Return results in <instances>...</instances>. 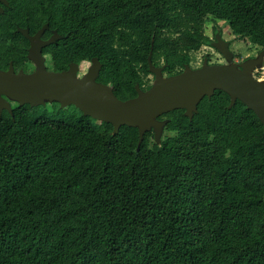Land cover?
I'll return each mask as SVG.
<instances>
[{
  "label": "trees",
  "instance_id": "16d2710c",
  "mask_svg": "<svg viewBox=\"0 0 264 264\" xmlns=\"http://www.w3.org/2000/svg\"><path fill=\"white\" fill-rule=\"evenodd\" d=\"M0 68L12 28L68 35L76 61L98 58V81L120 100L190 66L223 22L264 49V0H6ZM153 41V48L152 46ZM62 52H65L62 49ZM210 56H207L209 61ZM217 90L161 144L138 128L11 102L0 116V264H264V126ZM59 104V103H58Z\"/></svg>",
  "mask_w": 264,
  "mask_h": 264
},
{
  "label": "water",
  "instance_id": "95a60500",
  "mask_svg": "<svg viewBox=\"0 0 264 264\" xmlns=\"http://www.w3.org/2000/svg\"><path fill=\"white\" fill-rule=\"evenodd\" d=\"M0 2L9 5L6 0ZM1 14H4L2 7ZM48 27L46 24L34 37L29 36L28 29L23 30L31 40L29 58L36 65L34 72L28 73L23 69L15 71L12 63L7 70L0 69V116L4 110L12 115L11 102L32 108L51 102H59L62 108L75 105L83 115L112 124L113 134L118 133L119 127L124 125L138 128L140 151L148 132L154 131L155 141L161 144L169 122L160 120L163 115L185 110V116L192 120L201 101L221 90L232 98L231 109L242 101L264 126V78H257L255 74L264 67V50L257 56L236 62L229 42L217 32L212 46L224 55L225 63H209L205 57L199 67L191 68L185 64L181 72L166 76L165 65L156 66L153 63L151 49L148 61L149 69L155 75L152 86L143 91L137 85V96L123 101L114 95L109 85L96 80L101 68L96 57L82 76L79 75L77 63L65 72H49L42 58V48L51 45L54 38L44 43L40 39ZM153 44L152 41L151 48Z\"/></svg>",
  "mask_w": 264,
  "mask_h": 264
},
{
  "label": "flooded vegetation",
  "instance_id": "af4514ba",
  "mask_svg": "<svg viewBox=\"0 0 264 264\" xmlns=\"http://www.w3.org/2000/svg\"><path fill=\"white\" fill-rule=\"evenodd\" d=\"M3 6H6V5H4L3 3L0 2V7L3 8ZM4 12H5V10H4ZM45 25H43L42 27L38 28L35 31H32L29 26L22 27V26L18 25V26H16V28H12L14 30H12V35H11V39H10L9 55L11 57H15L17 59V63L19 65L26 66V68L25 67H19L18 70H16V68L14 66L15 71H19L20 69H23L25 72H28V73L31 72L32 73L36 70L35 63L32 60H30V58H29V52H30V48H31L30 37L36 36ZM25 29L29 30L28 32H29L30 37H27L23 33V30H25ZM217 32H219V34L223 40L229 42V47H231L232 51L235 54L234 58H235L236 62H242V61L248 59L249 57L257 56L261 50H264V49L260 48V50L257 52V54L247 56L246 58H244L242 60H238V53L233 48L232 41L227 40L224 37L223 28L219 27L218 25L215 27L213 25H211L209 33L205 32L210 38V43L208 45H205V46L209 49L211 48L212 50H215V52H217V54L220 55V58L217 59V61H214V59H212L213 58L212 52H209L202 58V60L200 61V65L202 64L203 59L205 57L207 58V56H210L209 57L210 59L208 61L209 63H211V62L212 63H225L226 62L224 55L222 53H220L218 50H216L214 48V46H212L213 43L216 41ZM68 37H69L68 35L59 32L57 29L52 28L51 26H49L48 29H46L45 32H43L41 34L40 39H41V42H43V43L48 42L49 40L54 38V42L51 45L42 48V58L44 59L45 67L49 72H65V71H68L70 69L71 65H73L74 63H77L80 67L79 75L82 76L89 69L93 58L90 61H85L84 63H82V65H80L76 61L77 56H78L77 49L72 48L69 50L68 49L69 46L63 44V42L66 39H68ZM62 49H64L65 52H62ZM10 63H12V60H9V64ZM12 65H14V63H12ZM200 65L198 63V65L194 66V68L199 67ZM8 67L6 69H3V68H0V69L7 70ZM166 76H169V75L167 74ZM154 78H155V75L152 73V82H153ZM99 82H101V81H99ZM102 84H103V82H102ZM53 103H59V102H53ZM10 105H11V103H10ZM161 120H164V119H161Z\"/></svg>",
  "mask_w": 264,
  "mask_h": 264
},
{
  "label": "rangeland",
  "instance_id": "374dc122",
  "mask_svg": "<svg viewBox=\"0 0 264 264\" xmlns=\"http://www.w3.org/2000/svg\"><path fill=\"white\" fill-rule=\"evenodd\" d=\"M211 25H212L211 22L206 24V28H205L206 33H209ZM216 25H218L219 27H222L223 32H224V37L227 40L232 41L233 48L238 53V60H242L246 58L247 56L255 55L260 50L259 47L248 42L247 40L236 37L231 32L229 27H227L223 22H217ZM209 52H212V55H213L212 59H214V61H217V59L220 58V55H218L217 52H215V50H212L211 48L209 49L206 46H202L198 51L193 53V59L191 61L190 66L194 68V66L198 65V63L200 65V61L202 60V58ZM164 65H166V63H164ZM164 74L167 75V72L166 73L164 72ZM255 74L257 78H260V79L264 78V67L260 70H257ZM150 77H152V75H150ZM62 111L63 112L73 111V107L69 105V106L62 108L60 104L51 102V103H47L46 105H43V107L37 110V112H40V113L46 112L48 114L49 113H59Z\"/></svg>",
  "mask_w": 264,
  "mask_h": 264
}]
</instances>
